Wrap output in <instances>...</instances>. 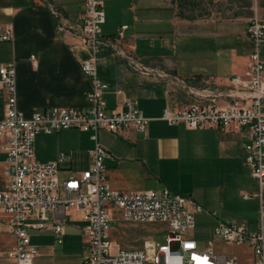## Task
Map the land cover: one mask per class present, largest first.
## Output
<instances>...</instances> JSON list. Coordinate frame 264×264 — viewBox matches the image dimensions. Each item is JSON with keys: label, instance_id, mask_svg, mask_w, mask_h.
Here are the masks:
<instances>
[{"label": "crops", "instance_id": "1", "mask_svg": "<svg viewBox=\"0 0 264 264\" xmlns=\"http://www.w3.org/2000/svg\"><path fill=\"white\" fill-rule=\"evenodd\" d=\"M62 1L64 4L59 3ZM47 3L72 19H76L83 11V0H49L46 4L40 3V0L0 2V25L9 24L12 28V41L0 43V65L13 63L16 71V106L26 117L34 111L54 106L75 109L88 106L86 93L91 84L79 68V60L87 52L80 47L77 38L56 31ZM104 11L106 21L102 26V34L111 39V46L101 53L98 72L100 78L111 86L104 95L107 111L110 112L123 99L130 98L137 101L138 109L149 119L145 134L119 136L110 133L134 147L136 151L131 158H119L111 154L101 144L99 133L102 130H99L98 140L108 154L104 162L108 184L117 192H158L166 188L192 199L201 207L197 213L203 212L212 219L213 238L207 241L212 242L214 250L237 257L240 264H251L252 253L248 246L237 247L241 249L240 253L226 252V246L230 245L214 236L218 222H233L249 229H255L258 225L257 199L244 198V194L256 192L251 171L242 159L246 130L224 133L216 128L189 129L184 124H167L161 119L163 109L187 106L192 102V97L174 88L172 83L162 77L133 72L126 66L122 54L135 56L152 69L168 70L174 77L185 79L194 86H201L206 80L221 86L227 85L230 78L245 73L252 49L245 30L250 18L264 19V0H104ZM214 12L223 17L213 18ZM121 26H127L123 37L115 38ZM236 26L242 28L239 32L243 43L241 48L237 49L232 40L225 41L227 57L220 59L219 53L214 52L212 60L208 62L203 56L201 58L204 61L200 58L196 62L195 57L200 52L196 53L194 46L193 49L187 50L185 47L179 51V42L176 45L177 52L172 53L171 47H158L156 41L161 37L160 30L166 27L174 29L182 38L191 28L201 30L205 27H224L228 30L224 34L229 36L237 33L230 32ZM30 57H34L35 66L30 62ZM189 58L192 60H187ZM115 89L121 90V93L116 94ZM4 101L5 93L0 90V119L4 114ZM72 130H61L52 135L39 133L35 138L36 161L51 162L61 153L66 155V160L60 165L62 178L79 174L92 163L93 148L86 152L85 168L73 167L72 154L80 148V140L63 145L67 152L59 151L61 146L60 149L56 148L63 141L62 133ZM4 161L5 155L0 150V190L6 181ZM67 172L69 174L65 175ZM218 214L225 219H220ZM71 215L70 219L68 216ZM68 216L63 239L71 224H82L78 227V264H82L85 248L83 223L75 212ZM7 219L8 216L0 211V264H15L6 255L14 241L7 233ZM46 233L47 240L54 242L50 232ZM190 236L196 240L192 233ZM207 241L201 245L197 243L203 247ZM31 243L37 247L39 254V248L32 238ZM111 249L116 252L128 248L113 250L111 240ZM38 254L32 264H35Z\"/></svg>", "mask_w": 264, "mask_h": 264}, {"label": "built area", "instance_id": "2", "mask_svg": "<svg viewBox=\"0 0 264 264\" xmlns=\"http://www.w3.org/2000/svg\"><path fill=\"white\" fill-rule=\"evenodd\" d=\"M48 4V3H47ZM57 32H66L79 40L87 55L79 60L81 72L90 80L83 109L49 107L24 116L16 106V71L13 63L0 65V90L5 93L4 114L0 119V150L5 155L6 181L0 190V211L8 216L7 233L13 247L6 255L15 264H32L38 254L31 243L30 231L50 232L55 243L64 237V224L71 212L83 223L85 248L82 264H240L237 257L214 250L211 241L199 247L190 233L194 214L201 207L192 199L168 189L117 192L105 177L108 154L98 140L99 130L119 136L146 133L149 119L138 109L135 99L125 98L110 112L104 95L111 86L99 76L101 53L111 46L104 37L106 21L104 0H83V11L72 19L48 4ZM127 26H121L115 38H122ZM245 35L252 43L243 76H234L227 85L210 80L201 86L176 78L169 72L147 67L139 58L124 55L126 66L145 76L162 77L192 97L184 107H166L161 119L169 125L184 124L189 129H218L224 133L246 130L242 159L256 183L258 225L255 229L231 222H218L214 236L234 247L248 246L251 264H264V19L250 18ZM12 41L9 24L0 25V43ZM30 62L35 66L34 57ZM116 94L121 90L115 89ZM90 131L94 143L91 165L79 174L60 176L66 160L59 154L54 161L35 160L34 144L39 133L52 135L61 130ZM114 212L117 216L114 217ZM161 223L166 227L164 244L145 242L142 248L112 252L110 223Z\"/></svg>", "mask_w": 264, "mask_h": 264}, {"label": "rangeland", "instance_id": "3", "mask_svg": "<svg viewBox=\"0 0 264 264\" xmlns=\"http://www.w3.org/2000/svg\"><path fill=\"white\" fill-rule=\"evenodd\" d=\"M10 1V0H0V2ZM13 1V0H11ZM49 0H40V3L46 4ZM64 4V2H59ZM189 16H192L189 14ZM193 17V16H192ZM206 17V16H202ZM213 18L223 17V15H212ZM242 28L235 27L231 28L230 32H237L232 35H227L228 30L224 29V27L219 28H209L205 27V29L199 30L198 28H191L187 32L184 37L180 38L177 35L174 29L171 27H166L164 30H160V36L156 39L158 47H171L174 52H177L176 45L179 44V51L186 47V49H194L196 53L198 51L200 53L195 57L196 62H199V59L203 56V58H207V62L211 61L213 58L214 52L219 53V58L223 59L227 57L228 47L224 45L225 41H233L235 42L236 48L240 49L241 44V36L239 32ZM212 30V31H211ZM159 33V31H158ZM197 33V34H196ZM198 33L205 35H199ZM209 33V34H208ZM219 33V34H218ZM215 45L212 48V45ZM221 45V47L219 46ZM224 45V46H223ZM208 46V48H207ZM260 50L264 53V44L261 45ZM217 57V56H216ZM215 57V58H216ZM188 58V57H186ZM192 60V58L187 59ZM203 60L202 58L200 59ZM204 61V60H203ZM167 72H169L167 70ZM221 73V72H220ZM219 75V74H218ZM63 141L56 143V148L60 149L59 151H66L63 145H67L70 143L81 141V146L77 150L73 152V167L74 168H85L86 163V152L93 148L94 143L90 139L91 132L90 131H79L77 129H73L72 131L63 132ZM99 139L101 144L106 147L111 154L115 155L119 158H131L135 154V149L129 142L113 136L106 131H101L99 133ZM67 152V151H66ZM69 174V172L65 173V175ZM64 175V176H65ZM191 182V181H190ZM192 184V183H191ZM219 213V212H218ZM73 215L68 216L70 219ZM220 219H225L218 214ZM211 223L212 219H209L205 215V213H197L194 215V228L192 230V234L194 238L198 241L199 245L201 243L207 241L208 239L213 238V234L211 233ZM233 223V222H232ZM72 227L67 232V236L61 240L60 243L49 242L46 237V232H38V231H30L32 241L39 248L38 257L35 259V264H78L79 263V254H80V230L78 227H81V223H73ZM238 225V224H237ZM111 229V240L113 241V250L119 248H141L145 241H152L157 244H164L165 238L167 235V230L164 224L161 223H147V224H139V223H129V222H120L119 220L114 219L110 223ZM239 248L234 246H226L225 251L230 253H240Z\"/></svg>", "mask_w": 264, "mask_h": 264}]
</instances>
